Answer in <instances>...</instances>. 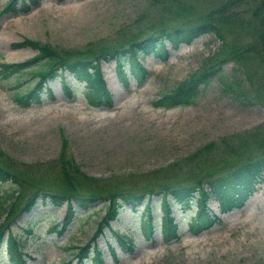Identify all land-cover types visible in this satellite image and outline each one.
I'll return each mask as SVG.
<instances>
[{
    "label": "rangeland",
    "instance_id": "1",
    "mask_svg": "<svg viewBox=\"0 0 264 264\" xmlns=\"http://www.w3.org/2000/svg\"><path fill=\"white\" fill-rule=\"evenodd\" d=\"M223 1L39 0L21 11L20 1L15 9L4 10L9 0H0V62L36 56L37 48L14 45L25 37L60 50L90 47L96 52L145 36L155 24L174 26L198 18ZM262 18L261 14L251 21L224 22V38L206 31L178 46L167 41L166 55L153 49L140 53L125 63L124 76L118 72L116 58L103 59L111 105L88 100L83 84L63 89L59 76L49 81L55 98L45 87L42 102L22 105L15 99L16 92L33 87L43 65L8 77L0 75V152L28 172L15 211L37 186H67L59 162L63 139L80 171L96 177L101 189L112 191L136 181L162 184L197 175L221 162L228 164L224 160L235 155L226 150L228 144L236 155L258 151L264 141V43L261 40L255 48L250 45L260 37ZM236 52L243 55L236 58ZM214 61H218L214 73L187 102L155 104L165 92ZM136 62L149 70L141 82L129 69ZM65 74L71 78L68 71ZM248 132L257 135L242 146V135ZM195 151L204 157L198 158ZM84 178L80 179L87 183ZM251 185L253 191L244 203L227 211L217 199H209L207 209L213 221L199 229V225L193 228L196 198L188 202L170 198L165 203L158 194L148 210L145 202L136 208L122 207L112 221L118 233L105 226L96 237L104 264H264V169L254 174ZM16 187L0 181V209L17 194ZM103 201L86 209L74 205V215L64 226L67 203L54 205L38 198L31 213L22 212L19 224L13 223L14 232L25 239L26 264H79L76 253L91 240L104 216ZM167 208L179 221L178 239L165 240L161 232ZM32 214L38 215L36 233L27 238L22 227ZM4 215L5 210L0 220ZM119 234L126 236L123 241ZM5 248L0 244V264H10L4 258Z\"/></svg>",
    "mask_w": 264,
    "mask_h": 264
},
{
    "label": "trees",
    "instance_id": "2",
    "mask_svg": "<svg viewBox=\"0 0 264 264\" xmlns=\"http://www.w3.org/2000/svg\"><path fill=\"white\" fill-rule=\"evenodd\" d=\"M19 1V10L21 11H28L33 5L35 6L39 3V0H9L4 10L15 9ZM261 14L263 18L261 19L262 23L259 31L260 37L258 36L259 39L253 41L250 45L255 48L261 40L264 43V0H224L218 6L208 11V13H204L198 18L183 21L174 26L161 25V23L160 25L155 24V26L149 28L151 30L145 36L138 39L130 38L124 43H120L121 45L117 47L115 45L106 46L96 52L90 51V47L85 49L60 50L49 43H42L38 40L25 37L22 41L15 42L14 45H31L38 49V54L22 62H0V75L8 77L35 64L40 63V65H43L37 72L39 77L33 87L25 92H16L15 99L22 105L42 102L45 87L50 96L55 98L56 95L51 92L48 81L58 76L61 77L63 89L73 90V87L83 84L85 97L88 100L107 101L111 105L112 96L101 67L103 59L116 58L118 72L124 76L126 75L125 63L136 58L140 53L143 55L145 51L153 49L161 50L166 55L168 53L167 41L173 46H178L183 41L190 42L193 38L206 31H214L216 35L224 38V30L222 29L224 22L234 19L239 20L240 23L242 21H251L255 16H261ZM242 55V52H236L234 57L240 58ZM223 60L219 61L222 63ZM217 63L218 61H214L198 74L186 78L171 91L165 92L160 99H157L155 104L173 106L187 102L197 94L199 90L198 85L201 82L207 81L214 73L216 69L214 66ZM129 69L139 82L143 81L149 72L148 68L141 62L132 63ZM65 71L70 73L71 78H66ZM124 79L127 81V77ZM250 134L251 132L242 135V146L249 144L251 138L257 135L255 133ZM248 138L249 142H247ZM63 140L59 162L67 186L59 189L46 188L42 185L35 187L20 207L19 212L15 211L16 201L22 195L23 183L28 172L26 173L25 170L15 167V163L5 158L2 152H0V181L13 182L17 185V194L11 197L3 206L5 215L0 220V244L6 245V257L4 258L10 264L27 263L25 258L27 252L23 246L25 239H22V235L19 233L14 232L13 223L18 222L17 217L22 212L31 213L38 198L44 201V203L50 201L54 205L67 203L68 210L64 218L65 220H63L66 221L63 224L64 226L68 224L74 215V205L86 209L98 200L103 199L104 201L100 207L104 206L106 212L98 223V227L91 240L87 244L79 246L76 254L79 255V264H85V261L87 262L89 259L92 261V264H104L105 261L101 256V249L98 248V243L95 242L96 237L103 231L105 226L118 233L113 228L112 221L118 217L120 209L127 204L131 205L132 208H136L139 204L145 202L144 204L148 210L152 206L153 197L158 194L162 195V202L165 203L170 198L182 200L183 202L196 198L198 200V211L197 215L193 218V228L194 225H199L197 229L208 227L213 219H211L207 209V201L211 198L217 199L223 211L242 205L253 191L251 178L258 171L264 169V141L261 142L258 151L245 155L242 153L236 155V149H234L233 145L229 146L228 144L226 145V150L235 154L231 155V160L229 158L224 160H228V164L224 165L221 162L216 167L204 169L203 172L197 175L165 181L162 184L155 183L156 180H148L142 183L136 181L126 185L124 188H117L112 191L101 189L98 186L99 181L96 177H87L85 173L80 171L77 162L68 154L67 141ZM199 151L195 155L199 156L198 158L204 157L200 156L201 152ZM203 164L206 165L207 162ZM207 166L205 168H208ZM81 176L86 177L84 180H87V183L82 182ZM3 210L0 209V213ZM166 211L161 221L163 237L165 240L178 239L180 237L179 221L175 220V215L169 214L171 212L170 208H167ZM37 217V214H32L30 218L25 220V225L22 228L28 233L26 235L27 238L29 234L34 235L36 233L34 227ZM63 228H60L59 231H62ZM119 235L121 240H124V237H126L125 235ZM130 239L129 248H132L133 245L130 243ZM92 241L94 242L93 244L91 243ZM91 249H93V255H91Z\"/></svg>",
    "mask_w": 264,
    "mask_h": 264
}]
</instances>
